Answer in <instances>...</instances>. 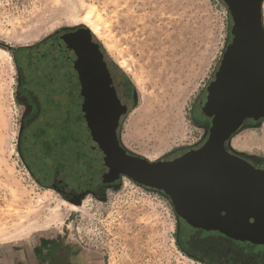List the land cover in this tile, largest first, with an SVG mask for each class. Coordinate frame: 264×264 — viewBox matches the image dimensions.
I'll list each match as a JSON object with an SVG mask.
<instances>
[{"label":"rangeland","instance_id":"1","mask_svg":"<svg viewBox=\"0 0 264 264\" xmlns=\"http://www.w3.org/2000/svg\"><path fill=\"white\" fill-rule=\"evenodd\" d=\"M79 1L76 5L84 9L98 8L109 43L104 45L82 17L70 23L62 13L67 3L48 7L53 0H0V247H33L43 237L62 236L80 249L99 253L102 264H207L188 255L180 230L187 221L164 192L123 177L98 196L80 191L81 204L76 205L39 182L37 176L47 171L27 155L28 106L21 93L18 55L55 36L91 30L109 55L118 82L126 83L127 77L135 86L128 95L123 92L129 109L119 128L123 147L151 162L173 160L203 146L211 127L201 119L197 105L233 39L226 3ZM234 138L239 147H233ZM230 148L264 166V119L243 127ZM57 206L62 212L59 224L26 240L12 239L36 222L37 213L45 217Z\"/></svg>","mask_w":264,"mask_h":264},{"label":"water","instance_id":"2","mask_svg":"<svg viewBox=\"0 0 264 264\" xmlns=\"http://www.w3.org/2000/svg\"><path fill=\"white\" fill-rule=\"evenodd\" d=\"M223 1L233 19V39L207 89L212 124L200 149L172 161L130 154L119 137L128 106L118 96L91 30L80 29L22 56L44 108L27 132V155L45 169L70 168L97 184L127 177L164 192L198 228L264 245V169L227 150L247 120L264 119V0ZM52 162L73 165H45ZM72 201L81 204L80 197Z\"/></svg>","mask_w":264,"mask_h":264},{"label":"flooded vegetation","instance_id":"3","mask_svg":"<svg viewBox=\"0 0 264 264\" xmlns=\"http://www.w3.org/2000/svg\"><path fill=\"white\" fill-rule=\"evenodd\" d=\"M29 49L22 50L18 55L22 67L21 93L23 94L24 100L28 106V110L25 116L26 123L24 132H28V130L34 125V123H36L40 119L44 111L43 104L39 95L30 86L29 79L27 77V74L25 73V69L22 63V56ZM105 62L107 63V67L113 78L118 96L123 103V92L128 95V89L123 80L118 82L116 72L114 71L106 57ZM207 97L208 90L206 95H204V97L198 103L197 108L201 119L206 123L210 121V124H212V117L207 112ZM252 121L254 120H247L244 123V127ZM209 132L210 131L208 130L207 136L205 138V143L208 140ZM231 142L227 144V150L230 153L241 157L258 169H264V166H262L263 164L259 163L256 159L232 150L230 148ZM201 147L187 150L185 153L178 155L173 160L182 157L190 151L198 150ZM164 161L172 160L168 159ZM33 162L35 165H37L35 160ZM45 165H73V163L52 162L45 163ZM44 170L47 171V174L41 172L40 176H37L34 173L38 177L39 182L57 190L63 197L70 201L76 200L77 197H80V191H89L94 193L96 196H98L99 194H103V191L106 187L116 184L122 179L121 178L115 183L97 184L96 180L85 181L81 179L78 174H76L74 170L70 168L64 167V169H53V167H51ZM82 181L83 184L81 183ZM180 230L181 238L184 240L188 248V255L201 262L207 264H264V245L262 244H257L248 240H242L233 234H227L221 230L208 229L206 227L198 228L188 222H185V226H181Z\"/></svg>","mask_w":264,"mask_h":264},{"label":"crops","instance_id":"4","mask_svg":"<svg viewBox=\"0 0 264 264\" xmlns=\"http://www.w3.org/2000/svg\"><path fill=\"white\" fill-rule=\"evenodd\" d=\"M0 264H102L99 253L83 250L62 236L43 237L33 247H0Z\"/></svg>","mask_w":264,"mask_h":264},{"label":"bare ground","instance_id":"5","mask_svg":"<svg viewBox=\"0 0 264 264\" xmlns=\"http://www.w3.org/2000/svg\"><path fill=\"white\" fill-rule=\"evenodd\" d=\"M58 3H67L65 6L67 7L66 10H63V16L70 22H76L78 20H81L92 30V32L102 40L104 43H109L107 36L104 33V19L102 17V14L99 12L98 8L94 7L93 5L87 6L85 9L81 5L76 3H82L79 0H53V3H50L48 7L51 5H57ZM79 8V10H78ZM79 11L83 12V15L80 16L78 13ZM239 144H241L239 141L235 140L233 141V147H239ZM73 209H78V207L71 205ZM61 215L62 212L59 210V207L57 206L54 210H50L47 216H39L37 213L36 215V222L28 224L25 228L22 230H19L14 234L12 239H15L17 241L26 240L31 237V235L35 232L39 231H45L48 228H50L54 224H59L61 221Z\"/></svg>","mask_w":264,"mask_h":264},{"label":"trees","instance_id":"6","mask_svg":"<svg viewBox=\"0 0 264 264\" xmlns=\"http://www.w3.org/2000/svg\"><path fill=\"white\" fill-rule=\"evenodd\" d=\"M220 1H221L222 3H225L223 0H220ZM225 5H226L227 10H228V12H229V14H230V11H229V9H228L227 4H225ZM94 41L100 45V48H101V50H102L104 56L107 58L109 55L106 53V51H105L104 47L101 45V43H100L99 41H97V39H95V37H94ZM124 76H125V75H124ZM126 80H127V81H125V82H126L125 85H126L127 89H128V90H135V86H134V84L132 83V81H131L130 79H127V77H126ZM29 169L32 170L30 166H29ZM146 189H148V188H146ZM152 190H154V189H152ZM154 191H156V190H154ZM157 192H158V191H157Z\"/></svg>","mask_w":264,"mask_h":264}]
</instances>
